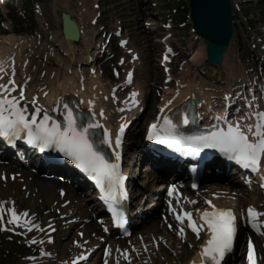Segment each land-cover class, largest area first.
I'll return each mask as SVG.
<instances>
[{"label":"rangeland","instance_id":"374dc122","mask_svg":"<svg viewBox=\"0 0 264 264\" xmlns=\"http://www.w3.org/2000/svg\"><path fill=\"white\" fill-rule=\"evenodd\" d=\"M22 2L25 4L24 6L30 10L29 15H22L18 12L17 8L22 5L20 2L11 1L8 6V2L0 3V45L6 43L8 39H12L17 41L18 44H21L20 40H22V38H27L34 43L30 47L32 57H29L31 60L29 69L27 70L25 68V73L23 75L21 73L18 74H20L22 78L26 77L25 74L27 76H32L33 81L36 82V88L40 89H46L48 86H51L56 81L57 76L62 75L63 77L66 72L68 73V68H70L71 65V59L67 55V51H64L67 48L64 45V41H58L56 39L60 35L58 27L62 12H72V15L77 19L85 20L82 22L87 28V40L91 38L94 39L95 37L94 43L100 39L99 28L102 25L106 26L110 31L115 30L119 25H123L126 34L130 37V45L138 49L143 58L141 59V64L138 65L136 70V85L138 90H141L146 97L148 110L138 126L141 123L143 126L148 124L152 116L156 117L160 104L166 102L168 98L170 100V98L173 97L174 93H171V86H174V90L178 88L179 83H175V85L173 83L167 85L165 80L167 75L164 72L162 73L164 70L162 66L164 63V55L169 48H173L178 56L175 55L177 61H175V57L172 59L174 60L173 64L169 65L170 67L172 66V73H174V67L176 65V75L182 70H187L183 75L188 72V76L196 79L198 82L203 83L208 81L209 84H204L210 88L211 97L214 100L219 97L220 90L231 87V85L237 87L241 84V87L246 89L247 86H244L243 84H250L253 81L252 77L255 79L257 78L255 72H258L260 76V72L264 69V41L261 40V36H259L260 34H264V24H262L264 23L262 22V20L264 21V1L262 3L261 0L235 1L238 8L243 10V15H236L238 43L232 44L231 48L225 55V57L229 55L227 57L228 61L226 58V62L220 67H213L210 64L207 60L204 42L196 38L192 31L191 24L186 18V16H188V13L186 14V12H189L187 6L188 0H134L133 2L130 0H23ZM136 4L142 9V12L146 13V16H138L137 10L139 9H137L138 7H136ZM95 5L96 10L93 9V6ZM39 6H42L50 15L48 27H51V32L49 35L47 34L45 24L43 23L44 12L39 13V10H37V7ZM98 12H102V17L99 18L100 23L95 27L92 26L93 29L95 28V31L91 32L90 29H92V27L89 25V20L92 16L96 17ZM48 14H46L47 17ZM57 15L59 18H57ZM258 20H260V22L257 23L256 21ZM166 24L171 25V28L166 29ZM141 27L146 29H144L146 32L143 36H141L142 32L139 30ZM13 31H15V34ZM31 32H34L33 36L30 35ZM167 32L168 35L171 36L169 45H165L164 43ZM254 32H259V35ZM144 36L146 39H144ZM43 37L44 40H42ZM53 37H55V39ZM30 41L26 40V43L31 45ZM52 41L56 44L50 45V42ZM86 43V41H83L80 46L76 48L80 62L86 60ZM8 44L9 51L17 46V44L15 46L11 43ZM39 45H42L43 47L39 48ZM48 47L53 49L52 52L54 54L59 55L56 57L62 59L61 63L57 62L59 63V67L57 68L52 67L45 56L44 59L41 60L38 57L40 54H36V51L35 53L33 52L35 49L46 51ZM27 49L26 51H28ZM125 55L124 52L118 51L117 57L112 59V61L110 60L98 64L97 69H102L104 71V79L102 78V80L106 87L120 81V79L112 78V68H118L122 73L123 78L127 65L123 62L124 67L119 68V66L123 64L120 60L124 61ZM152 71L156 72V77H152ZM55 74L57 75L56 78ZM89 74L90 72L87 71L85 76L89 78ZM159 75L162 76L160 79ZM105 77H109V79L105 80ZM90 84L91 83H89V85ZM160 86L165 87L159 89ZM138 136L132 137L129 141L127 148L128 158L134 153V147H137L139 144V141L137 140ZM145 166L146 165L144 164L142 165V175L144 174V177L140 178L138 185L140 184L147 187L149 185L147 183V177L145 178V176L149 174V171ZM20 192L21 195L17 200L18 207L29 208L30 201L28 196H26L24 192ZM149 194L150 193L147 192V197L150 196ZM231 198L232 197L229 195L226 197V200ZM33 199L39 221L42 222L46 219L56 220L59 218L51 205L46 203L45 198ZM233 202V204H239L238 201ZM145 203L149 204L147 201ZM146 236L147 235L145 234V237ZM63 238V236H58L55 246L56 249L60 250L59 244L64 242ZM173 240L176 241L175 236L170 235L168 243L165 242L163 245H160V247L152 246L150 252L142 247H139V253H135L133 252L134 250H131L133 253H131L130 256L133 258L134 262L129 260L126 261V264H136L135 261L138 259V264H148L150 262L152 264H187V262L194 256L195 250H193L189 244L182 245L177 241L174 243ZM1 243L3 250L1 249ZM14 243H17V241L0 235V258L4 260L3 263L0 264H25L27 261L26 255L30 254L31 250L26 249L24 243H17L19 248H14ZM40 250V247L38 250H36L35 247H32V254L39 256ZM1 252H3V255ZM142 255L144 256L142 257ZM135 256H137L138 259ZM179 257L182 262L179 261ZM118 262L119 260L117 261V264Z\"/></svg>","mask_w":264,"mask_h":264},{"label":"snow or ice","instance_id":"6c2138e0","mask_svg":"<svg viewBox=\"0 0 264 264\" xmlns=\"http://www.w3.org/2000/svg\"><path fill=\"white\" fill-rule=\"evenodd\" d=\"M171 27V25H169ZM171 52L172 49L170 48ZM123 63V61H121ZM3 67L0 66V72ZM12 78L7 82L0 83V136H4L14 143L16 139L26 137L29 144L39 146L41 150L52 146L57 147L66 156H70L81 168L92 174L105 189L107 198L118 200L125 195L123 191L124 176L120 170V153L116 152V162H110L106 158L104 152L97 146L93 136V129L100 127L99 123L91 120L84 122V117H77L73 114L68 105H64L67 109L66 125H62L59 121H53L52 116L47 113L41 117V109L37 107L35 114L29 118L27 109L21 104V98L26 99L25 92L20 91L19 95H13L21 85H17ZM3 80V76H0ZM128 82H131V73L128 76ZM133 99L137 93L133 92ZM33 103L39 104L38 98ZM251 107V105H249ZM103 113H101L102 115ZM246 119H255L254 124L241 125L240 122L229 123L226 129H218L204 134L185 135L180 131L177 123H174L170 117H164L163 123H153L147 135L149 141H159L161 144L167 145L169 148L181 152L185 155H199L205 148L218 149L228 159L234 160L246 169H251L260 173L264 168V111L256 110ZM78 119L80 123H78ZM189 118L185 114L183 124H188ZM124 126L120 128L123 133ZM107 139H101L99 144L113 145L111 133H106ZM115 146L119 147L122 143L120 136H117ZM195 187V185H194ZM174 188L169 187L168 194H173ZM192 203H196L192 201ZM212 207V211H203L201 220L198 223L193 213L185 210L182 214L177 212V219L183 224L185 221L189 223L192 231L199 237L200 232L207 227L210 230V238L203 246L201 252V264H224L225 257L233 250V244L237 235V216L232 209H219L211 201H207ZM7 213V218L5 214ZM27 211L18 212L14 203L11 207L7 206V202H0V222L3 224L4 230H8L7 225L12 224L17 227H24L28 232L33 229H40L38 224L28 219ZM264 217V213L258 211L255 207H249L247 210V219L252 228L261 234H264V225L258 224V220ZM171 227V225H169ZM15 230V229H13ZM182 236L185 235L184 229H180ZM41 243L43 241H40ZM49 242L51 238L49 237ZM35 244V239L31 240ZM110 254L109 250H105V256ZM42 255H50L43 253ZM126 258L130 260V256L125 253ZM34 259V258H33ZM86 257L81 254L71 264H77L78 260H84ZM247 260L248 264H257V256L254 245L251 240L247 243ZM107 264V260H105ZM195 264V262H193Z\"/></svg>","mask_w":264,"mask_h":264},{"label":"bare ground","instance_id":"6f19581e","mask_svg":"<svg viewBox=\"0 0 264 264\" xmlns=\"http://www.w3.org/2000/svg\"><path fill=\"white\" fill-rule=\"evenodd\" d=\"M130 1L133 2L134 0H130ZM136 7H138L137 4H136ZM137 9H139V10H137V14L139 17L140 16L141 17L146 16V13L142 12V9L140 7H138ZM67 13L73 17L72 12H67ZM44 14H43L44 23L46 26L47 25L46 23H48V19L50 18V15L46 12V10L44 11ZM46 14H48V17L46 16ZM60 22L61 23L59 24V28H62L63 27L62 20ZM77 22L79 23L81 32L83 31L82 36L85 37V30L86 29L84 30L83 22H80L78 20H77ZM140 25H142V24H140ZM46 28H47V31L49 32L48 26H46ZM144 29L145 28H143V27H141L139 29L142 32L141 36H143V34L146 32L145 31L146 29L145 30ZM90 30H91V32L95 31V29H93V28ZM60 36L61 35H59L57 37V39L61 40L62 38ZM237 36H238V34L235 37V43L238 41ZM144 39H146L145 36H144ZM26 40L28 41V39H26ZM8 42H10V40H8ZM64 43L67 46L68 50H70V52H72V51L74 52L75 43L68 42L66 40H64ZM5 44H7V43H5ZM40 56H43V55L40 54ZM228 56L229 55H227L225 57L224 63L226 62V58ZM50 57H53V55H50ZM9 58L10 57L7 56L6 54L4 55L2 52V49H0V65H2V63L5 64L7 59H9ZM227 61H228V58H227ZM70 73H71V75H63V77L62 76L57 77V80L54 83V87L52 88L53 90L51 92L50 97L45 100L46 102L49 101V103H48L49 104L48 110L50 109L49 112H51V114H55L59 118V120H62L63 116H64L63 109L65 108L64 107L65 104L68 105L72 111H74V110L75 111H81V110H84L86 104L91 103L92 104L91 107H94L97 115L101 116V113H103L102 116L106 117V120H108L109 123L111 124L110 120L113 117L114 108L111 107V108L107 109V111H106L107 99H106V95H104L106 93L104 91L103 84L101 83L99 77H94L92 79V82L89 86L91 92L88 93L86 90H83L82 88H80L79 80H78L76 74L74 73V71L72 72V70H71ZM159 74H160V72H159ZM186 74L187 73H185L183 75V73H182L178 76L181 81L185 82V84L180 89L179 99L176 100L174 105L170 104L168 102L162 104V108L163 109L165 108L166 110H168V112L165 114V116L168 115V113L170 112V110L172 108L181 107L182 105L188 103V99H189L191 92L199 85L197 83V81L193 82V83H188L190 80L185 77ZM154 76L156 77V72H153L152 77H154ZM160 77H162V76L159 75V79H160ZM156 81H159V80H156ZM83 86H84V88H86L85 84H83ZM31 87L32 86L28 87L26 89V91L24 90L25 96L27 98V102L25 103V105H28V108H29L28 110L32 109V114H34L36 106L32 104L31 100L35 94L32 95V94L28 93V90ZM20 91H22V90L17 89V93L15 95H19ZM205 91H206V100H205V104L201 107V111H204L203 113L208 114L209 113L208 106H211L212 101L209 97V93H207L206 88H205ZM44 92H46V91H44ZM42 93L43 92H41V94ZM30 98H31V100H29ZM80 103H83V105H84L83 108L80 106L78 107V105ZM42 115L43 114L41 111V116ZM139 129H141V127H139ZM136 136H138V134H136ZM105 145L108 147L109 152L111 153V150L113 151L114 146L113 145L109 146L108 144H105ZM111 156H112V154H111ZM140 164L137 166V169L136 168L133 169L134 173L139 171ZM141 175H142V173L140 174V176ZM32 176L33 175L30 174V172L24 171V173L18 175L17 179L14 181V180H11L10 178L7 177L4 169L0 168V202H7V206H9V207H11L14 203V206L16 207L17 204H15V201H16V199H18V195L20 194L19 192H20V190L25 189L26 195L28 196V199L30 200L29 205L31 208V210H25V211H27L29 213L28 219L31 218L33 221H36L37 210H36V207L33 203V200H34L33 196L36 194V191L38 189L39 194H37V196H36L37 199H40L43 197V198H45V201L49 202V204L52 205L54 203L55 208L58 209L61 214H69L71 212L72 214H74L73 217L77 216V219L78 218L79 219H81V218L88 219L90 223L86 226V228L84 226V231L87 232L88 234L98 232V230H99L98 225L96 224V222L91 221L93 212L92 211L90 212L88 210V208L84 209V207L83 208H82V206L80 207V205L83 204V201H84L82 198V195L84 193H85V195H88V192L84 188L85 184H81L80 182H77V183H75L76 184L75 187L68 188L67 186H62L57 181H46L44 179H40V178H36L35 176L34 177H32ZM148 177H149L150 182H151V180L152 181L157 180V177L154 175V173H151L150 175H148ZM55 187L56 188L64 187L62 190L65 191V189H67L68 192H64V195L60 196L59 194L56 193ZM138 195H139V192H136L134 196L137 197ZM79 201H82V203L80 205L78 204ZM74 202H76V205L73 204ZM243 202L250 203L249 200L247 201L245 198H243ZM96 210L98 211L99 209L96 208ZM77 212H79V213H77ZM6 215H7V213H6ZM160 223L161 222H159L157 219H153L151 222H149V224L147 226L144 227V229L142 231L145 232V234L147 235L146 236L147 239H148V236L154 238L156 235L158 236V235L162 234L163 236H161V237H162L163 241L164 242L167 241L166 239L169 237V235L166 233V231L163 229V227ZM79 224L75 223V225H73L71 228L75 229L76 226ZM7 228H8V230L15 229L10 224L7 225ZM40 229H42V231L37 229L35 232H33L31 234L26 232V241L30 242L32 239H35V240L41 239L42 241H45L47 243L46 227L41 224ZM66 235H69V233L68 234L66 233ZM93 239H94V237L84 236L79 232H77L75 234L71 233L69 235L68 241L65 243V245H63L61 247L62 249H65L68 251V255H66L65 259L61 260V258H56V254H53L54 258L53 257L49 258V259L39 258L36 264H70V262L72 260H75L79 257V254L80 255L82 254V247L87 246V249H90V250L93 249L94 250L98 246L97 244H94V245L90 244V242H92ZM176 241H177V239H176ZM176 241H174V243H176ZM143 244H146V242H144ZM150 247H152V244H151V246L150 245L148 246V249H150ZM44 248L50 249V246L48 245V243L44 245ZM137 251H138V248H137ZM201 252H202V248H201V251L199 252V254L196 253L195 260L200 259V257H201L200 253ZM114 253L116 254V256L119 260L118 264H125V261H126L125 260L126 259L125 253H128V255H129L130 251H129V249L126 248V245L123 241H117V244L113 245L112 254H114ZM84 254L85 253H83V255ZM96 258H97L96 256H95V258H93V261H92L93 264H97L98 259H96ZM179 261H180V257H179ZM65 262H67V263H65ZM180 262H182V261H180ZM25 264H34V263L25 262Z\"/></svg>","mask_w":264,"mask_h":264},{"label":"water","instance_id":"95a60500","mask_svg":"<svg viewBox=\"0 0 264 264\" xmlns=\"http://www.w3.org/2000/svg\"><path fill=\"white\" fill-rule=\"evenodd\" d=\"M191 19L194 28L208 47V57L214 65L222 62L234 35L231 0H190ZM66 31L71 29L74 36L68 39L78 41L79 29L76 23L64 15Z\"/></svg>","mask_w":264,"mask_h":264}]
</instances>
